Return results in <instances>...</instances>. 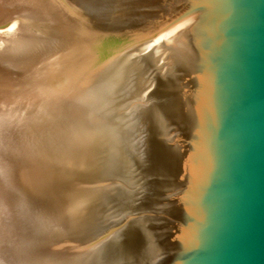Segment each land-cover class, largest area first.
<instances>
[{"label":"water","instance_id":"95a60500","mask_svg":"<svg viewBox=\"0 0 264 264\" xmlns=\"http://www.w3.org/2000/svg\"><path fill=\"white\" fill-rule=\"evenodd\" d=\"M0 36V264H264V0H11Z\"/></svg>","mask_w":264,"mask_h":264},{"label":"bare ground","instance_id":"6f19581e","mask_svg":"<svg viewBox=\"0 0 264 264\" xmlns=\"http://www.w3.org/2000/svg\"><path fill=\"white\" fill-rule=\"evenodd\" d=\"M11 0H0V23L7 21ZM2 42V43H1ZM7 38L0 36V45L5 46Z\"/></svg>","mask_w":264,"mask_h":264},{"label":"snow or ice","instance_id":"6c2138e0","mask_svg":"<svg viewBox=\"0 0 264 264\" xmlns=\"http://www.w3.org/2000/svg\"><path fill=\"white\" fill-rule=\"evenodd\" d=\"M159 41H157V43H158Z\"/></svg>","mask_w":264,"mask_h":264}]
</instances>
